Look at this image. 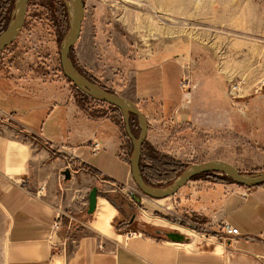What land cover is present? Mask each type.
Returning <instances> with one entry per match:
<instances>
[{
    "label": "crops",
    "instance_id": "0c3cea01",
    "mask_svg": "<svg viewBox=\"0 0 264 264\" xmlns=\"http://www.w3.org/2000/svg\"><path fill=\"white\" fill-rule=\"evenodd\" d=\"M174 60L152 59L136 69L132 90L122 95L145 116V140L158 151L183 156L170 133H187L196 119ZM218 70L225 74L221 65ZM30 92L0 83L3 264H264V186L188 182L173 200L202 226L199 232L172 227L184 235L181 242L155 231L119 232L113 221L123 211L98 195L117 192L123 204L132 205L127 142L118 125L90 114L78 103V91L65 84ZM92 186L96 207L87 214ZM224 223L238 234L226 236Z\"/></svg>",
    "mask_w": 264,
    "mask_h": 264
},
{
    "label": "rangeland",
    "instance_id": "374dc122",
    "mask_svg": "<svg viewBox=\"0 0 264 264\" xmlns=\"http://www.w3.org/2000/svg\"><path fill=\"white\" fill-rule=\"evenodd\" d=\"M160 1L82 0L80 33L69 53L72 63L86 78L122 95L132 90L136 69L152 59H175L196 121L187 133L171 130L176 148L185 151L183 156L158 153L144 140L145 162L158 165L164 179L211 159L230 161L242 173L264 171V0ZM12 3L14 6L15 0ZM24 16L14 41L0 51V83L24 94L58 83L74 91L59 63V48L68 29L67 13L61 28L55 12L31 0ZM219 65L225 74L218 70ZM235 81L242 83L231 92ZM75 96L90 114L109 116L120 125L129 159L132 145L120 111L80 90ZM133 125L132 133L137 137L140 129L136 119ZM213 178L219 180L213 173L191 180ZM98 195L118 209L120 204L125 208L126 212L113 221L119 232L177 231L172 230L174 226L184 232V227L199 232L202 226L194 215L184 213L174 203L176 194L150 199L133 183L129 194L132 209L120 203L117 192L101 191ZM2 256L0 235V264Z\"/></svg>",
    "mask_w": 264,
    "mask_h": 264
},
{
    "label": "water",
    "instance_id": "95a60500",
    "mask_svg": "<svg viewBox=\"0 0 264 264\" xmlns=\"http://www.w3.org/2000/svg\"><path fill=\"white\" fill-rule=\"evenodd\" d=\"M27 1L28 0H15L11 17L5 29L0 33V51L14 41L22 28ZM61 1L64 4L68 16V29L59 48L61 72L78 90L87 96L98 101L106 102L120 111L125 134L130 139L132 145L129 157L131 178L142 195L155 200L172 196L194 176L207 171H211L215 174H222L228 177L234 184L246 188L264 184V171L258 173H242L232 164L218 159L191 164L166 186H152L145 183L141 176L139 159L141 146L146 137V118L133 101L101 87L98 83L89 80L76 69L69 57V53L79 37L83 18V2L82 0ZM131 114L136 117L140 129L137 137L133 135L130 129L129 119ZM63 174L65 179L69 178L68 170H65ZM96 195L97 187L92 186L87 195V214H92L95 210ZM133 219L134 216H132L129 221ZM155 232L164 235L172 241L181 242L185 239L184 235L178 231L163 232L162 230H155Z\"/></svg>",
    "mask_w": 264,
    "mask_h": 264
},
{
    "label": "trees",
    "instance_id": "16d2710c",
    "mask_svg": "<svg viewBox=\"0 0 264 264\" xmlns=\"http://www.w3.org/2000/svg\"><path fill=\"white\" fill-rule=\"evenodd\" d=\"M38 1H39V4L42 3L40 5H43L46 8H48L49 11H51L53 13L55 12L58 25H60V27L62 28V26L65 25V19H66V17H65L66 10H65V7H64V4L62 3V1L61 0H45L43 2L40 0H38ZM12 4H13L12 0H0V33L5 29V24L7 21V13L10 11ZM87 78L90 79L91 81L95 82L92 78H90V77H87ZM74 88H76V87L74 86ZM76 90L79 91L77 88H76ZM135 119H136V117L131 114L130 119H129V124H130V129L132 132H133L132 127L134 126L133 124L135 123ZM113 122L116 123L118 126H120L116 121H113ZM156 151L159 153V151L157 149H156ZM143 152L144 151H143V143H142L141 154H140V159H139V167H140L141 176H142L145 183L152 185V186H166L181 172V171H179L172 178L164 179L165 176H160V170H159L158 165L149 164V163L145 162V158L147 156ZM164 172H166V171H163V173ZM203 173L205 175H208L209 173H213V172L207 171V172H203ZM201 174L202 173H200V175ZM213 174H215V173H213ZM215 175L219 176V180H218V178H213L212 180H214V181L233 183L228 177H226L222 174H215ZM262 186H264V184Z\"/></svg>",
    "mask_w": 264,
    "mask_h": 264
},
{
    "label": "built area",
    "instance_id": "2783aa9c",
    "mask_svg": "<svg viewBox=\"0 0 264 264\" xmlns=\"http://www.w3.org/2000/svg\"><path fill=\"white\" fill-rule=\"evenodd\" d=\"M242 81H235L231 87H230V91L231 92H235L236 90H238L240 88ZM182 86H184V84H182ZM187 97H189L188 92H186ZM95 147V146H94ZM55 226H57L58 224L55 223ZM222 232L226 235V236H236L238 234V231L236 228H233L232 226H230L227 223H224L222 226ZM129 235L133 234L132 232L128 233Z\"/></svg>",
    "mask_w": 264,
    "mask_h": 264
},
{
    "label": "flooded vegetation",
    "instance_id": "af4514ba",
    "mask_svg": "<svg viewBox=\"0 0 264 264\" xmlns=\"http://www.w3.org/2000/svg\"><path fill=\"white\" fill-rule=\"evenodd\" d=\"M12 1H13V0H12ZM28 1H31V0H28ZM28 1H27V2H28ZM40 1L43 2V1H45V0H40ZM26 4H27V3H26ZM40 4H42V3H40ZM12 8H13V6L10 8V11L7 13V21H6L5 27H6L8 21H9V19H10V17H11V14H12ZM24 17H25V16H24ZM120 203H122V201H121ZM120 207H121V210H122V211L126 212V211H125V208L122 207V204H120ZM128 207H129V209H132V208H133L132 206H129V205H128ZM132 221H133V220H132ZM132 221H130V222H132ZM157 234H159V233H157ZM159 235H161V234H159Z\"/></svg>",
    "mask_w": 264,
    "mask_h": 264
},
{
    "label": "bare ground",
    "instance_id": "6f19581e",
    "mask_svg": "<svg viewBox=\"0 0 264 264\" xmlns=\"http://www.w3.org/2000/svg\"><path fill=\"white\" fill-rule=\"evenodd\" d=\"M160 2H162V3H164V4L166 3V1H164V0H161ZM9 65H10V64H9ZM99 226H100V225H99ZM100 227H102V226H100Z\"/></svg>",
    "mask_w": 264,
    "mask_h": 264
}]
</instances>
